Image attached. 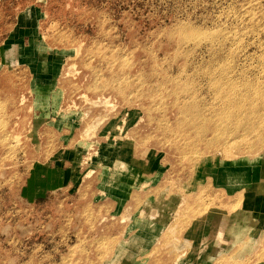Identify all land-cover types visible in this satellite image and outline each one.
I'll list each match as a JSON object with an SVG mask.
<instances>
[{
	"label": "rangeland",
	"instance_id": "obj_1",
	"mask_svg": "<svg viewBox=\"0 0 264 264\" xmlns=\"http://www.w3.org/2000/svg\"><path fill=\"white\" fill-rule=\"evenodd\" d=\"M0 264H264V0H0Z\"/></svg>",
	"mask_w": 264,
	"mask_h": 264
},
{
	"label": "crops",
	"instance_id": "obj_2",
	"mask_svg": "<svg viewBox=\"0 0 264 264\" xmlns=\"http://www.w3.org/2000/svg\"><path fill=\"white\" fill-rule=\"evenodd\" d=\"M69 153H74V156L78 155L76 152ZM70 156L73 155L68 154L67 158H70ZM58 157L51 158L50 163H35L31 167L22 188L24 198L30 201H37L47 197L50 193L60 189L66 184L74 182L75 179L78 178L79 174H76L70 164L66 165L68 159H63L61 161ZM225 219L226 218H213V220H210L209 226L211 228L216 227L215 232L217 233L219 228L222 229V227L227 226L228 222H226ZM179 254L182 255V252ZM180 255H178L177 258H179Z\"/></svg>",
	"mask_w": 264,
	"mask_h": 264
}]
</instances>
